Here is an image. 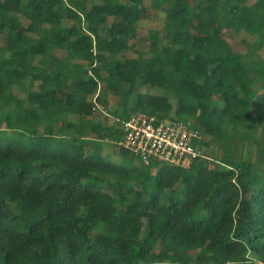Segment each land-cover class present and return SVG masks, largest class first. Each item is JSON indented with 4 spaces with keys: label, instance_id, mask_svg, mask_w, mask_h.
I'll use <instances>...</instances> for the list:
<instances>
[{
    "label": "trees",
    "instance_id": "1",
    "mask_svg": "<svg viewBox=\"0 0 264 264\" xmlns=\"http://www.w3.org/2000/svg\"><path fill=\"white\" fill-rule=\"evenodd\" d=\"M146 2L0 0V264H264V175L239 155L264 129V0ZM150 8L166 18L143 52L130 41ZM98 91L104 108L120 97L119 126L192 121L208 158L152 176L104 157L122 132L95 120Z\"/></svg>",
    "mask_w": 264,
    "mask_h": 264
},
{
    "label": "built area",
    "instance_id": "2",
    "mask_svg": "<svg viewBox=\"0 0 264 264\" xmlns=\"http://www.w3.org/2000/svg\"><path fill=\"white\" fill-rule=\"evenodd\" d=\"M93 101L94 112L104 109L97 102V97ZM119 129L122 135L112 140L113 143L117 148L131 152L147 167L157 161L172 166H188L198 158H206L205 146L202 145L205 135L192 121L137 112L123 120Z\"/></svg>",
    "mask_w": 264,
    "mask_h": 264
},
{
    "label": "rangeland",
    "instance_id": "3",
    "mask_svg": "<svg viewBox=\"0 0 264 264\" xmlns=\"http://www.w3.org/2000/svg\"><path fill=\"white\" fill-rule=\"evenodd\" d=\"M254 0H249L248 3H253ZM152 3V0H147L146 4L150 7ZM164 7L166 5L164 4ZM150 11L148 12L147 16L140 21L139 28H138V33L137 37L133 40L130 41V43L134 44L136 49H140L143 52H147L149 49V36L151 31L159 29L161 30L164 26L165 23V18H166V12L164 9H149ZM223 35H225L226 39L229 41L231 44L232 49L235 52H246L249 50V46L242 41V39H246L248 42H252L253 39L250 35L245 34L243 31L239 32H232L227 29L224 30ZM250 54L257 58V59H262L264 60V46L259 50V51H250ZM137 56L134 51L130 50L127 51L125 54H123L122 57H135ZM106 86V83L101 82L100 83V88L103 90ZM142 91L146 90V87H141ZM151 93L158 94L160 93V90L157 88H150L149 90ZM13 92L20 94V97L22 99L26 98V95L23 93H20L16 87H13ZM99 91L97 94L90 96L89 98L91 100H94L97 95H99ZM109 103L105 105V108L103 110H96L95 111V120H102L106 122L107 125L109 126H119L118 120L110 114L111 109H115L116 107H119V104L121 103L120 97L114 95V94H109L107 95ZM9 105V104H6ZM27 103H25V107H27ZM8 110V109H7ZM72 118H75L72 116ZM42 131V129L40 130ZM10 133V130L6 128V123L0 121V134L2 135H8ZM205 138L213 139L207 135L204 134ZM95 135H92V139ZM85 137H90V134H86ZM256 137L261 140V144H256L254 141L251 140H246V139H241V151L239 152V155L243 159H249L251 161H254L258 166H259V171L263 173L264 175V150L262 147L264 146V129H260L256 133ZM85 139H90V138H85ZM99 148H100V154H102L104 157L115 161V162H124L128 163L130 165H135L138 166L142 169H144L147 173L151 174L152 176L156 174L159 166L162 164L161 162H155L152 164V166L147 167L145 166L135 155H133L131 152H128L127 155H120L119 153V148L116 147V145L113 143L112 139L109 138V140H104L100 143H98ZM217 144H213L212 148L213 151L217 153L219 157H221L224 154V149L217 148ZM217 148V150H216ZM212 153V152H211ZM206 158H208V153H206ZM218 159V158H217ZM210 167H213L214 164L210 163ZM183 168L186 167V165L181 166Z\"/></svg>",
    "mask_w": 264,
    "mask_h": 264
}]
</instances>
